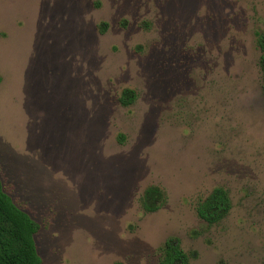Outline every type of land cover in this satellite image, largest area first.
<instances>
[{"label":"rangeland","instance_id":"rangeland-1","mask_svg":"<svg viewBox=\"0 0 264 264\" xmlns=\"http://www.w3.org/2000/svg\"><path fill=\"white\" fill-rule=\"evenodd\" d=\"M261 33L264 0H0V180L41 264H159L169 237L190 264H264Z\"/></svg>","mask_w":264,"mask_h":264},{"label":"trees","instance_id":"trees-1","mask_svg":"<svg viewBox=\"0 0 264 264\" xmlns=\"http://www.w3.org/2000/svg\"><path fill=\"white\" fill-rule=\"evenodd\" d=\"M93 4L96 8H101L102 0H93ZM106 26L105 22L99 25L101 33L106 31ZM258 45L261 51L264 93V33L258 34ZM136 98V92L126 88L122 91L119 101L123 106H129ZM139 202L146 212L153 213L166 204L167 194L159 186L152 185L145 189ZM231 208L227 190L216 187L207 197L199 200L196 211L202 220L209 225H215L229 214ZM38 230V223L13 201L0 180V264H41L42 259L35 240ZM190 260L191 254L182 249L176 237H169L160 248L159 264H190Z\"/></svg>","mask_w":264,"mask_h":264}]
</instances>
